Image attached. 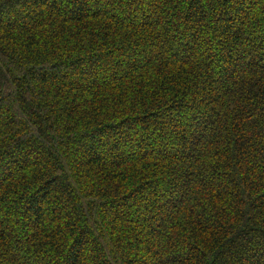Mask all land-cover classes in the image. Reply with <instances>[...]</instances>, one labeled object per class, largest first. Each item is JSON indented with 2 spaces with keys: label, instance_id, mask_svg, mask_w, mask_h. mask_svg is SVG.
<instances>
[{
  "label": "trees",
  "instance_id": "1",
  "mask_svg": "<svg viewBox=\"0 0 264 264\" xmlns=\"http://www.w3.org/2000/svg\"><path fill=\"white\" fill-rule=\"evenodd\" d=\"M0 264H264V0H0Z\"/></svg>",
  "mask_w": 264,
  "mask_h": 264
}]
</instances>
